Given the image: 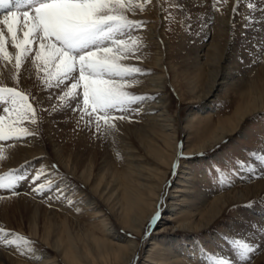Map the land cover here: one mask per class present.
Segmentation results:
<instances>
[{
	"label": "bare ground",
	"instance_id": "obj_1",
	"mask_svg": "<svg viewBox=\"0 0 264 264\" xmlns=\"http://www.w3.org/2000/svg\"><path fill=\"white\" fill-rule=\"evenodd\" d=\"M178 1L190 20L191 31L189 37L179 33L175 44L163 32L162 6L158 0H152L143 12L128 14L129 19L144 20L147 24L145 29L133 33L141 39L137 55L142 59L125 63L138 66L147 74L134 77L138 83L127 90L156 98L132 105L140 110L139 114H133L131 122L115 121L117 127L107 139H97L83 121L78 123V113L71 114L68 110L62 113L60 108H54L57 93L56 99L50 100L49 92L39 89L31 65L22 68L20 85L37 94L36 98L49 110L41 112L38 125H27L33 130L38 128L36 135L19 141H0L4 157L0 160V175L19 169L17 175L30 177L43 167L53 181V190L36 195L31 193V181L19 180L14 189H0V228L27 239L42 240L46 246V250L28 251L30 246L23 242L19 250L0 244V264H136L145 251L146 236L135 243L128 233L140 232L145 224H150L151 218L166 204L170 188L176 192L174 198L179 197L177 193H185L177 186L179 183L173 185L174 174L166 169L179 165L181 145L182 151L187 149L179 139L192 129L191 120L197 119L199 111L208 115L213 112V101L206 105L209 99L219 98L222 92L238 84L246 85L243 101L234 107L232 115L223 121L216 119L212 128L199 132L201 135L198 133L196 139L199 143L182 152V156L208 151L227 136L239 133L253 113L264 111V50L256 59L247 61L244 55L248 46L254 49V55L259 52L257 38L264 32V0H254L258 14L251 24L249 41L243 37L248 0H240L236 12H232L235 0L218 4L221 12L213 11L211 0ZM181 20L184 25L186 19ZM237 41L241 47L235 50ZM9 50L14 53L11 47ZM250 61L255 66H249ZM14 71L10 64L0 60V82L14 86ZM172 84L178 99L186 96L192 102H205L192 110L188 119H183L184 108L174 105L167 92ZM110 138L113 142L107 147ZM258 154L259 160L253 159L255 169H250L242 188L223 193L199 192L197 200L207 207L206 214L194 224L185 219L183 228L201 230L230 206H251L237 212L236 219L226 224L224 234L212 233L214 251L206 252L195 240L193 247L178 251L165 243L162 247L169 251L173 264H211L220 260L230 264H264V162L260 159L264 150ZM52 164L58 165V169L51 170ZM60 169L64 177L59 178L56 172L61 173ZM57 187L64 190L68 199L74 197L71 206L66 199L56 198ZM101 204L108 211L98 209ZM173 205L170 212L175 210ZM88 216L100 220L92 223L91 219L85 225ZM12 238L9 235L8 239ZM233 241H243L256 250L247 260L241 259ZM154 250H150L151 256ZM54 254L59 255V262L52 258Z\"/></svg>",
	"mask_w": 264,
	"mask_h": 264
},
{
	"label": "snow or ice",
	"instance_id": "obj_2",
	"mask_svg": "<svg viewBox=\"0 0 264 264\" xmlns=\"http://www.w3.org/2000/svg\"><path fill=\"white\" fill-rule=\"evenodd\" d=\"M151 2L0 0V60L15 70L12 80L16 85L0 82V141H19L36 135L38 128L33 130L27 125H38V112L49 110L31 93L19 90L21 70L29 64L35 70L37 80L49 90V99H56L51 90H58L61 107L78 113V123L83 121L97 139H107L117 127L115 121L131 122L132 115L140 112L132 105L156 98L127 90L138 83L134 77L147 73L138 66L125 63L142 59L137 55L142 47L141 39L133 33L143 30L147 24L144 20L129 19L128 14H135L137 10L143 12ZM220 3L226 5L228 0H211L213 11H222L218 7ZM239 4L240 0H235L232 12L238 10ZM247 8L257 11L254 0H249ZM255 21L256 17L246 16L245 29ZM182 148L181 145L180 157ZM2 153L3 147H0V160L4 159ZM260 159L264 162V156ZM50 169L56 170L58 165L52 164ZM18 172L16 169L0 175V189H14L19 180L31 181V193L36 195L53 190V181L48 178L45 168L30 177L22 173L17 175ZM55 191L56 198L66 199L69 206L72 205L73 201L66 197L63 189L57 187ZM160 217L161 212L157 211L149 227H153ZM9 235L13 238L8 239ZM21 242L24 245L33 243L0 228V244L19 250ZM233 244L244 260L256 250L243 241H233ZM214 264L230 262L220 260Z\"/></svg>",
	"mask_w": 264,
	"mask_h": 264
},
{
	"label": "rangeland",
	"instance_id": "obj_3",
	"mask_svg": "<svg viewBox=\"0 0 264 264\" xmlns=\"http://www.w3.org/2000/svg\"><path fill=\"white\" fill-rule=\"evenodd\" d=\"M158 2L162 6V15L164 20V25L162 27L163 32L167 35L169 41L174 44L178 43V36L181 32L185 33L186 36L189 37L191 31L190 20L186 17L182 3H180L178 0H158ZM248 2L249 0L247 3ZM246 12L248 16H255L258 14L257 12H252L249 10L247 8V4ZM182 18L186 19L184 21V25L181 20ZM245 31L246 32L244 33L243 37L249 41V32H251V26L248 29H245ZM257 41L259 52L257 51L258 53H256V55L253 54L254 49L253 51L250 50L247 44L248 48H246V53L244 52L247 61L249 59L252 60L259 57L261 51L263 53L264 32H262L261 36L257 38ZM240 47L241 43L237 41L234 49L236 50ZM173 56L174 59H176L175 52L173 53ZM238 58H240L239 54L237 55V59ZM250 62L251 63L249 66H255L253 65L255 64L253 61ZM258 62L260 61L258 60ZM259 64L260 63H258V65ZM245 66L246 64L243 65V71L246 68ZM148 68H151L152 70L154 69L150 66ZM241 74L244 73L242 72ZM12 82L14 86H16L13 80ZM39 84V89L42 90V88H44L42 86V81L39 80ZM171 86L172 88L168 87L167 92L169 93L174 105H180L182 108H184L182 112L183 119H188L192 110L201 107L200 105L205 103L203 102L199 104L192 102L190 101V98L186 96L184 98L178 99L176 92H174L173 84ZM44 89L49 92L48 89ZM19 90L25 91L21 85L19 86ZM245 90L246 85L241 83L235 88L227 89L226 91L222 92L219 98L209 99L206 105H208V102L213 101V115H211L212 113L208 115L205 111H199V113L196 115L197 119L191 120L192 129L187 131L179 139L184 145V148L187 146V149H191L194 145L199 143V141L196 140L199 137V134L202 131L206 132L210 127L212 128L215 125L214 122L216 119L223 121L227 116H231L234 112V107L238 106V104L243 101L242 99L245 96ZM57 91L58 90L56 89L51 90L52 96H54ZM25 92L31 93V95L35 98L37 96V94H33L32 92ZM54 108H60L62 113L64 110H68L62 109L61 102L59 101L58 97ZM68 113L75 114L71 110H68ZM41 114V112H38V117H41ZM242 126V130H240L239 133L233 136H227L224 141L219 142V144L215 145L208 151H200L201 153H189L180 158L179 165L177 167L174 168L173 165L172 168H165L168 173H171V175L174 174L172 179L173 185L179 183L177 186L185 190V193H177L179 197L174 198L176 192H173V189L170 188L167 196H165L167 202L162 207V210L160 211L161 217L156 222V224L153 227H149L147 223L144 225V229H142V231H130L128 233L130 235V239L135 243H137L140 238H144V236H146L144 238L146 243L145 251L137 260L136 264H173L174 262L170 259L171 256L169 251L166 249L164 250L163 248L165 243L172 244L174 250L178 251L182 247H193L195 244L193 241L195 240L200 244L203 250H206V252L212 250L214 251L215 248H213L210 240L213 234H224V231H226V224L232 222L234 218L236 219L239 214L237 212H239L240 209L248 207V204L230 206L224 211L223 214L220 215L218 219H216L215 222L213 221L208 227L201 230L192 231L191 227L188 229L183 228V221L185 219L194 224L196 219L201 218L202 215L204 216L206 214L207 207L201 205V203L197 200L199 192H204L205 190L207 192H211L214 190L217 193H223L224 191L230 190L232 188L240 189L243 187L242 181L244 179L247 180L248 175L251 173L250 169H255L253 166V159L257 158V160H259L260 155L258 152L264 150V111L253 113L245 120ZM112 142L113 140L110 138L107 144L108 146H106L111 147ZM187 149H184V151ZM60 171L61 173L58 171L59 173L56 172V174L59 175V178L64 177L62 174L63 171L61 169ZM168 173L167 179L170 177V174ZM202 173L205 175V178H203ZM70 199L74 203V197L73 199L72 197ZM172 203L174 204L173 206H176L174 212H170L172 209ZM92 207H94V205H91V209H93ZM97 208L101 210L103 209V211L107 210L102 204L101 206L98 205ZM262 209H264V207ZM86 218H88V222H85V225H87L89 221L93 220L92 223H95L96 221L100 220V218H97L96 221H94V216H88ZM193 224L191 225L193 226ZM24 232V235L27 237L26 234H28V230L25 229ZM28 240L33 242L32 244L28 245L32 250H46V246L42 240L38 239L35 241V239L31 238ZM154 245L155 247H153ZM152 248L155 249V252L151 256L150 250ZM52 258L56 260L59 259L58 262L60 261V257L57 254L52 255ZM214 262L216 261L211 262V264H214Z\"/></svg>",
	"mask_w": 264,
	"mask_h": 264
}]
</instances>
